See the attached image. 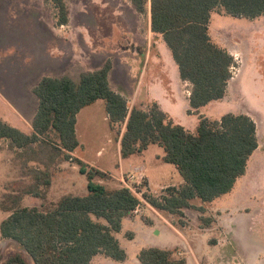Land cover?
<instances>
[{"label": "rangeland", "instance_id": "obj_1", "mask_svg": "<svg viewBox=\"0 0 264 264\" xmlns=\"http://www.w3.org/2000/svg\"><path fill=\"white\" fill-rule=\"evenodd\" d=\"M65 3L68 22L57 26L50 0H0V119L30 135L38 103L32 88L42 77L68 76L78 82L81 73L99 69L106 61L111 65L110 87L126 99L130 109L148 112L155 103L189 132H195L199 116L217 120L224 114L249 116L255 124L258 147L245 175L228 195L209 203L193 199L182 216L159 210L158 222L171 224L182 235L164 225L160 236L152 238L143 234L141 222H148L152 213L141 202L138 217L131 214L134 220L124 224L128 231L136 232V239L130 241L124 228L115 237L127 254L126 264H138L142 247L177 245L182 236L185 246L173 249L177 248L180 255L176 256L186 257L189 264H264V16L234 17L222 7L211 12L208 33L232 55V78L222 99L193 113L189 107L192 86L180 79L162 37L151 32L147 12L138 14L129 0ZM121 131L122 124L110 128L104 103L97 100L76 115L80 146L74 156L111 175L143 165L156 196L165 192L167 187L160 190L164 184L177 185L182 180L173 165L162 161L163 150L157 145L122 159L118 142ZM32 147L33 152L19 158L0 141V202L32 183L33 170L44 169V162H50L51 157L54 165L49 168L47 200L86 194L85 176L73 162L56 164L58 157L50 149L40 144ZM103 182L108 187H122L117 179ZM142 188L149 193L144 185ZM41 203L31 195L22 200L27 207H40ZM199 207L204 208L203 214ZM7 216L0 210V222ZM200 216L211 218L210 225L206 227ZM15 250V244L0 240V261ZM99 257L90 264H119Z\"/></svg>", "mask_w": 264, "mask_h": 264}, {"label": "trees", "instance_id": "obj_2", "mask_svg": "<svg viewBox=\"0 0 264 264\" xmlns=\"http://www.w3.org/2000/svg\"><path fill=\"white\" fill-rule=\"evenodd\" d=\"M56 25L68 22L65 0H50ZM138 14L147 12L149 28L160 35L177 66L179 77L191 84L189 107L194 111L222 99L232 78L234 59L208 33L211 12L222 7L234 17L264 16V0H129ZM111 65L83 72L78 82L68 76L42 77L32 89L37 107L27 135L0 119V141L19 158L40 144L58 157L56 164L73 162L85 176L86 194L64 195L47 200L51 185L50 166L33 170L32 183L18 193L5 196L0 210L8 216L0 222V240L15 244L0 264H89L102 254L123 262L125 251L115 234L122 219L139 204L124 187H108L100 181L109 174L71 157L80 146L75 133L76 115L97 100L104 103L110 128L122 124L119 152L122 159L141 155L150 145L163 150L162 161L175 167L183 183L170 186L160 196L144 193L154 209L182 216L190 201L209 203L229 194L245 175L248 161L258 147L255 124L245 114H224L219 120L199 116L194 133L175 124L152 103L150 111L129 108L126 99L108 81ZM42 200L40 207L22 205L24 196ZM201 214L204 208L198 209ZM207 227L212 219L200 216ZM131 239V233H126ZM139 264H187L176 251L142 248Z\"/></svg>", "mask_w": 264, "mask_h": 264}, {"label": "crops", "instance_id": "obj_3", "mask_svg": "<svg viewBox=\"0 0 264 264\" xmlns=\"http://www.w3.org/2000/svg\"><path fill=\"white\" fill-rule=\"evenodd\" d=\"M38 83V82H37ZM36 83V84H37ZM34 88V87H33ZM32 88V89H33ZM106 117H107V115H106ZM107 120H108V118H107ZM18 129V128H17ZM21 131V130H20ZM24 133V132H23ZM76 133V132H75ZM26 134V133H25ZM28 135V134H27ZM120 138V137H119ZM118 142H119V140H118ZM77 149V148H76ZM74 152H75V150L72 152V153H70V155H71V157H73V158H76L75 156H74ZM162 157V156H161ZM74 168L75 169H77V166L76 165H74ZM98 169V168H97ZM78 170V169H77ZM98 170H100V169H98ZM100 171H102V170H100ZM102 172H104V171H102ZM129 172H140V173H142V175L144 176V180H145V183H144V186H145V188H146V190H148V192L150 193V194H156V193H154L152 190H151V187H150V183H149V180H148V178L146 177V175H145V172H144V166L143 165H136L134 168H132L131 170H127L126 172H123L122 170H120V172H119V174L118 175H111L110 173H108V172H105V173H107V174H109V179L111 178V180H113V179H117L118 180V182H120L121 181V178L126 174V173H129ZM109 181V180H108ZM100 182H103V181H100ZM104 183V182H103ZM183 183V180H181V181H179L178 182V184L177 185H173V184H164L162 187H160V190H162V188H166V187H170V186H179L180 184H182ZM237 183V182H236ZM236 185V184H235ZM235 185H234V187H235ZM233 190V189H232ZM228 195V194H227ZM224 196H226V195H224ZM223 197V196H222ZM218 199V198H217ZM216 200V199H215ZM147 206V208H149L148 209V212H150V213H152V214H150L152 217H150V219H149V221L148 222H146V223H144V222H141L143 225V228L144 229H142L143 230V234H144V236L146 237V238H149V237H159L160 236V234H161V232H162V229L164 228V225H167L168 227H170V228H172L174 231H176L177 233H178V235H182L181 233H182V231H179L178 232V230H176L171 224H168L167 222H166V224H164V223H162V222H158V220H157V216L156 215H158V212H159V210H157V209H154L153 207H150L149 205H146ZM132 215H131V213L128 215V216H126L125 218H123L122 219V223H121V231L123 230V228H124V230H125V232L126 233H131V235H132V238L131 239H129L130 241H134L135 239H136V237H137V234H136V232H134V231H128L127 230V228H125V226H124V224H125V222H126V220H131V221H133L134 220V218L135 217H138V215H136L134 218H132L131 217ZM134 216V215H133ZM126 227H129V225L128 226H126ZM120 231V232H121ZM125 233V234H126ZM127 235V234H126ZM178 239H179V241H180V243L179 244H177V245H173V246H166L165 248H161V249H169V250H174L173 248L174 247H176V246H179V245H181V246H185V241H184V238H183V236L182 237H178ZM120 245V244H119ZM121 247V246H120ZM148 247H153V246H145V247H142V248H148ZM122 248V247H121ZM141 248V249H142ZM157 248H159V247H157ZM123 249V248H122ZM140 249V250H141ZM176 249L177 248H175V251H176ZM124 250V249H123ZM139 250V251H140ZM125 251V250H124ZM139 251H138V253H139ZM125 254H126V252H125ZM180 255V252H178V253H176V255ZM138 255V254H137ZM96 257L98 256V258H100L99 256H104V255H102V254H97V255H95ZM95 256H93L92 257V259L90 260V263L92 262V261H94V259L96 258ZM95 257V258H94ZM104 257H106V256H104ZM106 258H108V257H106ZM108 259H110V258H108ZM185 259H186V262H187V264H189V260L185 257ZM104 260V259H103ZM110 260H112V259H110ZM112 261H114V260H112ZM137 261H138V259H137ZM114 262H117V261H114ZM128 261H127V254H126V259L123 261V262H117V263H119V264H126ZM89 263V264H90ZM135 263H136V261H135ZM137 264V263H136ZM138 264H139V262H138Z\"/></svg>", "mask_w": 264, "mask_h": 264}, {"label": "built area", "instance_id": "obj_4", "mask_svg": "<svg viewBox=\"0 0 264 264\" xmlns=\"http://www.w3.org/2000/svg\"><path fill=\"white\" fill-rule=\"evenodd\" d=\"M120 182L122 187L130 190L139 199L140 204L131 212V214L138 215L141 213V202L144 203V205H148L143 198L144 192L142 191L144 176L140 172H129L121 178Z\"/></svg>", "mask_w": 264, "mask_h": 264}]
</instances>
